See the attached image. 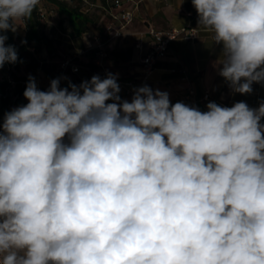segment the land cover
<instances>
[{"label":"clouds","instance_id":"9594fccd","mask_svg":"<svg viewBox=\"0 0 264 264\" xmlns=\"http://www.w3.org/2000/svg\"><path fill=\"white\" fill-rule=\"evenodd\" d=\"M39 3L0 0V68L18 59L3 33ZM192 4L232 91L264 83V0ZM120 91L111 73L29 77L0 122V264H264V103Z\"/></svg>","mask_w":264,"mask_h":264},{"label":"crops","instance_id":"0c3cea01","mask_svg":"<svg viewBox=\"0 0 264 264\" xmlns=\"http://www.w3.org/2000/svg\"><path fill=\"white\" fill-rule=\"evenodd\" d=\"M48 5V2L40 4V8L45 12L37 31L40 39H25V21L19 22L20 26L15 31L26 48L19 76L33 77L41 91H47L53 79H60V86L66 88L69 83L79 86L84 81H90L93 76L104 79L111 73L117 77L122 100L130 101V96L123 95L122 82L130 79L138 85L141 81L140 62L150 45V37L146 34L147 27L163 30L190 26L197 31V38L176 39L170 43L166 55L156 59L154 63L148 81L149 87L154 91H166L172 104L183 102L188 106L190 105L186 102V90L192 87L199 101L190 107L202 112L207 111L209 102H215L222 107H232L237 102H245L253 109L264 103V83L254 82L251 93L240 94L233 92L230 84L219 75L217 61L222 45L214 44L213 33L198 25L199 17L192 0H123L122 8L133 9L134 17L118 37L106 31V25L110 22L117 26L110 17L111 13L117 10L109 6L110 0H105V3L94 0L85 6L84 14L89 21L86 31L78 37H70L55 28V12H47L45 7ZM45 23L53 28H44ZM86 33L98 37L102 49L107 53L105 58H98ZM67 58H72V62L78 66V72L72 73L60 68V62ZM9 80V63H5L0 68V82ZM27 83L28 81L23 84L24 88ZM12 87L13 84L9 87L10 101L0 99V122L5 114L28 103L23 94L15 102L16 95L12 94ZM206 92L209 99L200 100ZM261 123L264 124V118Z\"/></svg>","mask_w":264,"mask_h":264},{"label":"built area","instance_id":"2783aa9c","mask_svg":"<svg viewBox=\"0 0 264 264\" xmlns=\"http://www.w3.org/2000/svg\"><path fill=\"white\" fill-rule=\"evenodd\" d=\"M87 3V0H83ZM123 0H110V7L116 8L117 10L111 13V20L117 23L115 27L111 22L106 25V31L110 32L112 36L118 37L122 35V30L129 25L134 17L133 9L129 7L122 8ZM88 4V3H87ZM40 18H44L45 12L40 9L39 11ZM146 34L150 37V45L147 52L143 55L140 62L142 78L138 85H136L133 80H124L122 85L123 95L132 96L134 90L147 85L149 87V78L153 71V66L156 59L161 58L166 55L168 52L169 45L172 41L176 39H185V40H194L197 38V31L190 26L182 27H172L168 29H157L152 26H148L146 29ZM87 37L91 39V46L96 50L98 58L102 59L107 56V53L102 49L101 42L98 37L91 33H86ZM139 45H136L138 47ZM72 58L64 59L60 62V68L63 71L70 70L72 73L78 72V66L72 62ZM13 83V82H11ZM25 84V82H21ZM61 88H65L60 86ZM7 95V89L0 92V99L5 98ZM17 96V95H16ZM186 102L190 106H195L199 101L195 96V91L192 87H188L186 90ZM122 99V96H121ZM209 99V94L206 92L202 95L200 100L206 101ZM131 101V100H130Z\"/></svg>","mask_w":264,"mask_h":264},{"label":"trees","instance_id":"16d2710c","mask_svg":"<svg viewBox=\"0 0 264 264\" xmlns=\"http://www.w3.org/2000/svg\"><path fill=\"white\" fill-rule=\"evenodd\" d=\"M94 0H87V3H91ZM105 3V0H100ZM44 2H48V6H46V11L55 12L56 16V24L55 28L63 33L68 34L70 37H78L82 33L86 31V24L88 23V17L84 14V8L87 3L83 2V0H40L37 8L33 11L32 16L25 20V26L27 29V34L25 39H33L40 37L37 34L38 28L41 25L40 23V4H44ZM7 36V40L5 42L6 46H14L17 52V62L9 63V73L10 80L0 82V92L7 89V95L4 99L6 102L10 101L9 87L13 84L11 88L12 94L17 95L15 98V102L18 101V97L22 95L25 91L24 85L21 84L22 81L27 82L30 76H19V68L21 63L24 61V53L25 46L23 41L19 40L18 35L12 31H6L3 33ZM48 41V40H46ZM13 82V83H11ZM65 142H67V138H65Z\"/></svg>","mask_w":264,"mask_h":264},{"label":"rangeland","instance_id":"374dc122","mask_svg":"<svg viewBox=\"0 0 264 264\" xmlns=\"http://www.w3.org/2000/svg\"><path fill=\"white\" fill-rule=\"evenodd\" d=\"M44 28H46V29H49L50 30V28H53L51 25H49L48 23H45L44 24Z\"/></svg>","mask_w":264,"mask_h":264}]
</instances>
